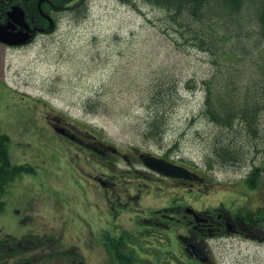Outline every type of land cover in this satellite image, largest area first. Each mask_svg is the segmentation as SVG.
I'll return each instance as SVG.
<instances>
[{"label": "rangeland", "instance_id": "rangeland-1", "mask_svg": "<svg viewBox=\"0 0 264 264\" xmlns=\"http://www.w3.org/2000/svg\"><path fill=\"white\" fill-rule=\"evenodd\" d=\"M252 1L247 0L237 19L221 29L227 35L221 55L184 43L176 29L167 27L164 11L143 0H85L76 9L57 13L54 29L30 43L21 47L0 43V134L9 138L11 163H28L36 170L8 186L2 197L0 236L38 232L39 227L41 233L71 235L66 244L76 245L72 231L65 228L73 222L84 249L103 238L94 224V213L102 204L89 190L96 183L89 170L70 164L66 167H72L70 171H63L44 162L49 157L40 148L43 142L51 144L38 129L43 103L95 130L121 154L138 149L208 175L213 181L210 190H173L169 202L173 199L174 204L198 210L223 204L233 214L250 211L252 230L264 233V188H251L243 180L264 158V131L253 157L209 169L207 155L221 133L203 114L206 82L215 89L228 78L237 89L264 84V38L257 33ZM159 80L176 81V98L165 114L161 135L152 138L144 134ZM72 148L80 152L78 146ZM112 161V170L128 172L119 179L115 176L121 182L117 185L145 182L129 171H144L142 167L129 168L121 158ZM105 198L109 200L105 233L113 235L111 216L120 209L123 196L107 192ZM145 206L150 207L145 203L129 208L135 234H144ZM167 232L166 239L127 237L126 252L135 264H204L201 259L180 257L183 234L176 229ZM207 241L218 264H264V243L240 237ZM95 247L85 251L91 262L102 252L100 244Z\"/></svg>", "mask_w": 264, "mask_h": 264}, {"label": "flooded vegetation", "instance_id": "flooded-vegetation-1", "mask_svg": "<svg viewBox=\"0 0 264 264\" xmlns=\"http://www.w3.org/2000/svg\"><path fill=\"white\" fill-rule=\"evenodd\" d=\"M16 1L22 3L30 27L36 28L33 39L38 34L51 32L55 27V23L52 25V22L49 23L44 18V13L55 21L56 14L64 9L62 4L55 2L57 0H15L14 2ZM13 3L3 10V14V11L0 12V21L4 20L6 11ZM42 105L41 114L36 113L39 122L43 121L38 129H40V137L42 136L51 144L43 142L42 147L53 158L51 164L55 169L70 171L72 167L69 169L66 167L75 164L80 170L84 168L89 170L88 176L91 173V178L96 182L89 190L102 204L101 208L94 213V224L103 231V238L84 249L80 245L78 227L73 225V222L65 228L69 233L72 231L75 237L74 243L79 245L66 244L67 237L71 238V235L63 238L61 234L52 235L46 231L41 233L39 227L38 232L25 233L16 237L1 235L0 264H120L110 250V240L124 242L127 237L132 236L166 239L169 229H176L178 234H183L181 235L184 240V244L181 245L182 254L188 258L201 259L204 264H214L207 239L240 237L264 243V233L252 230L253 217L250 211L233 214L221 204L198 210L192 205L174 204L173 199L169 202V196L174 189L196 193L206 191L211 186V182L205 174H198L203 178L199 182L164 177L145 168L144 171L129 169L134 177L143 179L145 182L117 185L121 182L116 181L115 176L117 175L119 179L121 175L128 172L112 170V160L121 158L129 168L134 165L141 167L142 163L138 157L140 151L133 149L126 154H121L118 150L113 152L108 144L99 139L90 129L72 121L47 104ZM50 137L55 138V141L51 142ZM72 145L78 146L80 152H73ZM85 151H88L90 155L83 156L82 153ZM93 157L99 160H94ZM107 192L123 196V199L119 201L120 209L114 211L111 216L115 229L113 235L105 233V223L108 219L104 216L109 210V200L105 198ZM153 192L156 194L160 192L162 195L157 196ZM2 196H0V202L3 203ZM145 203L150 207L148 209L144 207L146 209V215L143 218L144 234H135L133 232L135 222H132L129 208L131 205L141 206ZM96 244L101 245L102 252L99 260L95 261L93 258L91 262L90 255H86L85 251H93Z\"/></svg>", "mask_w": 264, "mask_h": 264}, {"label": "trees", "instance_id": "trees-1", "mask_svg": "<svg viewBox=\"0 0 264 264\" xmlns=\"http://www.w3.org/2000/svg\"><path fill=\"white\" fill-rule=\"evenodd\" d=\"M14 1L0 0V12ZM143 1L164 11L167 27L176 29L178 37L184 43L201 51L217 52L218 55L225 53L221 48L227 41V35L221 29L225 28L228 22L233 23L234 19H237L236 16L247 2V0ZM55 2L66 5V9L71 10L85 4V0ZM252 3L255 7L257 33L264 38V0H253ZM225 82L216 89L206 82L203 114L220 128L221 133L212 140L206 161L209 169L215 165L241 163L246 155L253 157L259 152L261 132L264 131L260 119L264 113V84H260L261 88L247 86L237 89L232 86L231 78ZM176 85V81L173 80L168 83L159 80L155 83L153 108L150 109L153 115L147 123L145 136L157 138L161 135L165 114L171 109L169 106L175 104ZM8 146V136L0 134V196L5 194L8 186L22 174L35 173V168L30 164L11 163ZM245 183L251 188L264 186V160L259 166L251 169L245 177ZM2 205L0 202V211L3 210ZM110 250L120 264H135L134 258L126 252L124 242L110 240Z\"/></svg>", "mask_w": 264, "mask_h": 264}, {"label": "water", "instance_id": "water-1", "mask_svg": "<svg viewBox=\"0 0 264 264\" xmlns=\"http://www.w3.org/2000/svg\"><path fill=\"white\" fill-rule=\"evenodd\" d=\"M34 30V28H30L23 8L18 4H14L6 12L5 20L0 22V42L9 46L25 44L32 38ZM139 156L149 169L165 176L201 180V178L186 168L166 161L163 158L150 154H140Z\"/></svg>", "mask_w": 264, "mask_h": 264}, {"label": "bare ground", "instance_id": "bare-ground-1", "mask_svg": "<svg viewBox=\"0 0 264 264\" xmlns=\"http://www.w3.org/2000/svg\"><path fill=\"white\" fill-rule=\"evenodd\" d=\"M164 82L168 83V82H172V80H168V81H165V80H164ZM253 115H255L254 112H253ZM206 118L209 119L207 116H206ZM209 120H210V119H209ZM210 121H211V120H210ZM211 122H212V121H211ZM212 123H214V122H212ZM214 125H215V123H214ZM215 127H217V126L215 125ZM217 128H218V127H217ZM218 129H220V128H218Z\"/></svg>", "mask_w": 264, "mask_h": 264}]
</instances>
